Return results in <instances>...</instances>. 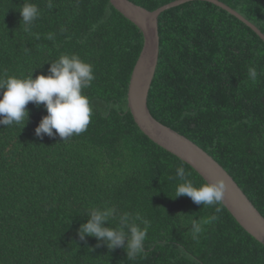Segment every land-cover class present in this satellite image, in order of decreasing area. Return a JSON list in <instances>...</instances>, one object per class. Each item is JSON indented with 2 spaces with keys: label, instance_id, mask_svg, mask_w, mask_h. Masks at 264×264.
I'll use <instances>...</instances> for the list:
<instances>
[{
  "label": "trees",
  "instance_id": "1",
  "mask_svg": "<svg viewBox=\"0 0 264 264\" xmlns=\"http://www.w3.org/2000/svg\"><path fill=\"white\" fill-rule=\"evenodd\" d=\"M130 1L154 11L176 0ZM219 1L264 33V0ZM48 2L0 0V79L47 75L51 62L75 54L93 68L83 90L93 116L85 132L64 142L35 135L47 115L43 104L29 102L24 127L0 125V264H264V245L223 204L216 212L175 198L178 166L195 186L206 181L135 123L128 89L141 30L110 0H52L51 9ZM25 3L40 10L27 32L19 11ZM159 34L151 114L212 156L264 216V41L206 1L163 12ZM106 206L151 222L143 253L129 258L123 247L80 240L86 211ZM194 222L202 226L195 238Z\"/></svg>",
  "mask_w": 264,
  "mask_h": 264
},
{
  "label": "clouds",
  "instance_id": "2",
  "mask_svg": "<svg viewBox=\"0 0 264 264\" xmlns=\"http://www.w3.org/2000/svg\"><path fill=\"white\" fill-rule=\"evenodd\" d=\"M48 7H53L52 0H49ZM19 11L24 31L27 32L39 18L40 10L33 3H25ZM47 38L51 40L53 37L49 34ZM248 76L255 80L258 76L256 68H248ZM94 79L92 66L75 54L62 55L51 62L47 75L40 74L33 78L31 74L25 79L14 76L0 79V125L6 127L22 124L24 127L29 119V102L37 107L43 104L47 115L42 117L35 128V135L40 138L43 135H58L63 142L67 141L85 132L91 122L93 108L83 90ZM188 175L183 166L177 167L176 176L181 182L175 189V198L187 196L197 205L215 206V211L220 212L228 187L225 179L219 177L197 187L188 179ZM86 215L87 222L78 229L81 241L94 237L98 241L97 247L103 244L110 251L123 247L129 258L144 252V241L151 227L148 219L139 214L133 216L128 212L117 213L108 206L87 210ZM215 219L216 216H212L204 223H211ZM112 220L116 221L115 226H109ZM201 231V224L194 222L193 237Z\"/></svg>",
  "mask_w": 264,
  "mask_h": 264
},
{
  "label": "water",
  "instance_id": "3",
  "mask_svg": "<svg viewBox=\"0 0 264 264\" xmlns=\"http://www.w3.org/2000/svg\"><path fill=\"white\" fill-rule=\"evenodd\" d=\"M190 1H206L218 6L246 24L264 41V33L261 30L219 0H176L154 11H149L130 0H110L112 6L136 25L144 37L143 48L129 84L128 107L135 123L145 136L190 165L206 183L219 177L225 179L228 187L222 204L248 234L264 245V216L234 178L193 141L155 119L148 106V98L160 56L159 17L166 10Z\"/></svg>",
  "mask_w": 264,
  "mask_h": 264
}]
</instances>
